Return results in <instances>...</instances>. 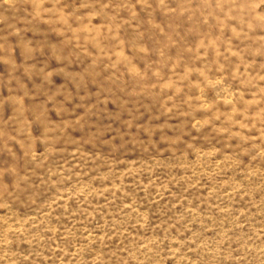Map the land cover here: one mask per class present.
Masks as SVG:
<instances>
[{"label":"rangeland","instance_id":"obj_1","mask_svg":"<svg viewBox=\"0 0 264 264\" xmlns=\"http://www.w3.org/2000/svg\"><path fill=\"white\" fill-rule=\"evenodd\" d=\"M0 264H264V0H0Z\"/></svg>","mask_w":264,"mask_h":264}]
</instances>
